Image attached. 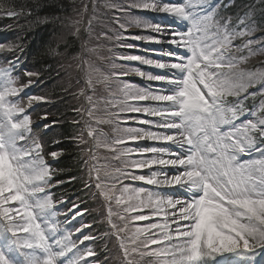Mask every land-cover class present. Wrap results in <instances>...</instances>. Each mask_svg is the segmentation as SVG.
Returning a JSON list of instances; mask_svg holds the SVG:
<instances>
[{
	"label": "snow or ice",
	"instance_id": "1",
	"mask_svg": "<svg viewBox=\"0 0 264 264\" xmlns=\"http://www.w3.org/2000/svg\"><path fill=\"white\" fill-rule=\"evenodd\" d=\"M201 5H210V0H198ZM137 8L161 11L179 19L187 20L192 14L186 11L184 5L160 3L159 0H140L132 5ZM16 13L9 10L8 16ZM214 10L194 20L197 31L207 33L209 28L215 27V39L211 44H202L192 39L191 31H179L173 27L169 41L176 46L177 51L170 53L175 62L170 64L156 63L158 68H168L169 74H148L150 81L163 82L167 87L155 91L135 88L125 84L122 88L124 103L128 99L150 100L159 102L157 106L130 107L125 110L144 112L153 116H160L157 126L165 129L177 130L175 134L144 133L137 128L120 129L121 135L113 141L114 145H123L128 141H138L143 136L153 140H163L175 145V149L151 147L134 150L119 149V156H130L133 151H148L152 153H167L168 158L154 156L149 159H135L125 161L132 169L142 170L153 165L171 167L169 172H152L150 175H134L123 168H116L113 179L131 178L147 185L179 186L183 195L175 199L159 193H149L141 198L145 189H130L124 187L123 192H133L127 200H136L126 209L128 212L151 208L153 214L164 212L165 223H151L147 228H136L130 236V242L135 247L121 239L120 247L126 264H133L127 259L133 252L150 245L162 247L140 251V256H154L157 264H254L256 257L264 251V101L252 115L255 118L242 122L231 131H221L224 125H233L241 115L245 114L244 101L240 99L254 84L264 81V70H247L241 68L248 56L264 55V38L257 41L249 40L243 45L249 49L248 56L237 59L229 55L232 50V40L237 36L251 35L257 31L253 23L244 31L229 32L227 26H221L214 21ZM123 27V25H121ZM154 27L159 31V26ZM264 30V28H260ZM78 32L79 29H76ZM120 37L118 36L117 39ZM140 39V37H134ZM252 44H260V48L253 51ZM128 47H134L128 45ZM184 50V51H180ZM122 60H142L139 56H121ZM144 63H153L144 60ZM115 67V65H114ZM175 70V71H171ZM139 75L145 73L136 70ZM28 76L38 75L26 72ZM119 75H127L126 72ZM9 86L0 91V218L3 226L11 235L12 249L24 257V264H56L57 257L64 256L65 251L54 252L52 245L40 226L36 223L33 212L26 211L32 207L29 198L36 192H44L49 186L51 170L41 156L42 144L33 139L32 147L23 153L30 156L35 151V157L30 162L14 165L19 161L17 155V141L24 140L26 134L31 133V119L24 115L19 122H13L12 116L25 112L21 104H10L6 97L16 96L27 85ZM30 83V82H29ZM203 90L201 89V87ZM255 96V93L249 94ZM234 98L229 100L228 98ZM42 97L32 96L28 99L30 106L33 101L43 100ZM247 99V96H244ZM91 115V113H89ZM55 123V122H53ZM74 123H79L75 121ZM140 123H151L140 121ZM47 127V125H45ZM88 135H92L89 129ZM82 139V137H80ZM187 146V147H186ZM63 150L50 153L53 159L58 158ZM259 152L260 158L239 161L241 154ZM211 154V155H209ZM119 156L117 158H119ZM162 176V179L158 177ZM62 183V181H57ZM28 185H32L29 192ZM105 199H110L109 193L115 189V184L106 186L99 183ZM9 195L5 196V192ZM123 195L117 197L116 203H127ZM9 202H19L21 207L10 209ZM53 206L51 198L36 201L35 207L41 212ZM179 206V207H177ZM75 207V206H74ZM166 208L174 209L171 221L172 228L167 221L169 213ZM23 211L24 223H15L13 212ZM81 213H78V215ZM111 215V210H109ZM121 219H124L121 216ZM136 221H148V214L132 217ZM183 222V223H182ZM113 227H116L113 225ZM127 225L120 229L125 231ZM149 229H160V234L148 236L140 240V236ZM24 233V235H21ZM94 239L85 235L83 241ZM139 241V243H138ZM60 244V241H56ZM67 251L71 247L64 245ZM43 256L37 255V251ZM89 257L94 252H87ZM219 257V259H217ZM0 264H15L0 248ZM73 264V262H69ZM89 264H92L90 261Z\"/></svg>",
	"mask_w": 264,
	"mask_h": 264
},
{
	"label": "trees",
	"instance_id": "2",
	"mask_svg": "<svg viewBox=\"0 0 264 264\" xmlns=\"http://www.w3.org/2000/svg\"><path fill=\"white\" fill-rule=\"evenodd\" d=\"M93 1L96 0H0V36L7 58L20 63L16 69L19 84L27 85L24 88L30 90L23 106L31 109L32 119L40 117L43 122L42 126L33 127L32 133L42 144V156L51 170L53 200L64 203L63 214L75 212L86 225L87 235L94 237L89 244V250L94 252V264H126L120 242L121 239L126 242L136 223L131 220L133 211L126 212L127 206L117 204L116 199L124 187L132 189L134 183L126 179L114 180L113 175L116 168L130 171L131 167L123 156L112 159L111 151L102 146L96 148L95 142L101 131L113 144L116 138L109 132L116 126L121 128L117 123L123 122L116 119L118 111L105 110L99 106L100 102L97 105L89 98L107 101L115 94L124 98L119 92L128 81L126 75L119 74L138 68L119 58L135 56L132 47H128L131 44L125 46L121 38L137 20L142 22L149 16L142 11L131 12L111 5L120 0H106L113 12L105 11L104 28L98 31L108 32L107 28H113L117 35L96 38L85 31V24L82 25L84 7ZM134 1L123 0L126 4ZM215 2L221 11L218 20L222 24L242 28L246 19L259 29L264 28V0ZM9 10L16 13L14 18H3L2 14ZM261 31L257 33L258 40L264 37V30ZM100 41H103V47H97ZM250 47L253 50L256 44ZM245 52L248 56L249 50ZM26 72L38 75L28 76ZM32 96L44 99L33 101L29 106L28 99ZM34 102L38 105L33 106ZM129 107L128 104L121 105L124 112H129L125 110ZM59 150H63L62 154L50 162L49 159H53L50 153ZM98 183L101 186L115 184V189L109 193L110 199H105L101 189L96 187ZM125 225L126 230L120 231ZM129 247L133 245L129 244ZM127 259L133 264H156L151 256L142 257L140 252L131 253Z\"/></svg>",
	"mask_w": 264,
	"mask_h": 264
},
{
	"label": "rangeland",
	"instance_id": "3",
	"mask_svg": "<svg viewBox=\"0 0 264 264\" xmlns=\"http://www.w3.org/2000/svg\"><path fill=\"white\" fill-rule=\"evenodd\" d=\"M138 2H140V0H137V3ZM159 2L184 5L186 7V11L190 12L192 16L187 20H183L175 16H172L170 14L161 12V11H154L151 9L146 10V9L137 8V7L133 8L135 11L145 10L148 14L152 16V19L151 21H147L143 19L142 22L140 20H137L135 29L131 30L135 34V37H140V39L132 38V40L137 44V47L135 50L138 52V56L141 57L142 60H134V61L138 62L142 69H146V71L141 70V69L139 70V72L145 73L144 76H141L138 74V72H136L132 74L131 77L144 81L142 82L145 85L144 89L153 90V91L161 87H167V86L164 85L163 82L148 80L147 75L148 74L166 75L170 73V70L167 67L166 68L156 67V63L159 62V63L170 64L172 62H175V58L172 55H170V53L177 51V49L175 45H172L171 43H169V41L173 38V36L171 35L173 31V27H175L176 30H179V31H191L192 39L199 40L202 44H211L215 39H217V36L214 37V36L209 35V31L205 33L203 31L196 30V27L194 25V20L199 18L200 16L205 15V11H206L205 9H203L202 5L198 3V0H159ZM146 25L159 26L160 30L157 31L155 30L154 27H146ZM166 33L167 35H165ZM160 34L164 35V37H162ZM143 38L145 39L143 40ZM180 51H184V50H180ZM144 60H150L153 63L147 64L143 62ZM250 61L255 62L256 64H250ZM240 67L247 69V70H252V71L264 70V57L262 56L257 57V61H253V59L246 61L244 64L240 65ZM171 71H175V70H171ZM9 81H13L14 83H12L11 86L15 87V76L13 74V71L10 67H5V65H3L2 60H1V55H0V91H4L5 88L9 86ZM200 87L203 90L202 86ZM140 89H143V88H140ZM25 91L26 90L22 89L16 96L6 97V100L10 104H17L18 102L17 98H19L20 94L25 93ZM119 93L120 94L122 93V95L124 96L122 90ZM251 93L256 94L255 96L250 95V97L253 100L257 99V103L253 104L251 108L245 110V114L241 115L238 120L234 121L233 125L222 126L221 127L222 132L231 131L233 127L239 126L238 125L239 123H242L248 119L255 120L256 117H254L252 113L256 112L260 106V103L264 101V81L254 84L252 87L248 89V92L245 93L244 96L251 94ZM244 96H242L240 99H242ZM228 99H234V98L229 97ZM135 101L140 102L141 100H135ZM121 102H122V96L119 97V95L115 94L109 98L108 104L104 107V109L106 110L117 109L118 106L121 104ZM141 102L144 104L139 107L157 106L159 104V102L150 101V100H143ZM132 107H136V106H132ZM24 115L25 114L21 115L17 113L13 115L11 119L13 122H19V120L22 119ZM261 115H264V113H261ZM117 116L118 117L116 119L122 122H126V124H124L125 126L129 123L130 128L141 129L144 133L152 132V133H157V134H168V132L164 130L165 128H161L157 126V122L161 121L162 119L160 116H153V115L146 114L144 112H134V111L128 115H125L121 111L120 113H117ZM0 119H2V117H0ZM140 121H150L151 123H140ZM31 125H39V120L38 119L34 121L32 120ZM115 130H119V128L115 127ZM28 135L29 134H26V137H28ZM120 135H121V132H119L118 136ZM103 141L105 142L101 143L99 138H97L96 148H99L100 146H102L103 148L106 147L107 149L111 151V153L115 157L119 155L118 150L122 148H131L134 150L147 149L151 147L171 149L170 147H167V146L158 145L159 142L165 143V141L153 140L148 136H143L138 141H128L125 144L118 146V147L114 146L117 149V151L113 150L112 144H109L106 142L107 141L106 138H104ZM31 147L32 146H30V148ZM30 148H27V149L29 150ZM17 150H18L17 155L20 157V160L13 161L14 165L23 164L25 162H30L35 157L34 150L32 151L30 156L23 155V153L27 151V150H24L23 148L17 147ZM154 156H163L164 158H168L167 153L157 154V153H152L148 151H133L130 156H123V157L124 158L128 157L127 159L128 161H130V160H135V159H149ZM260 157H261V154L259 152L252 151L250 154H247V155L245 154L239 155L238 160L247 161L249 159L260 158ZM130 158H133V159H130ZM156 166L157 165H153L151 167H147L142 170L133 169L129 172H131L134 175H141V174L150 175L152 172H157V171L164 172V171H161L160 169H156ZM165 172H168V170H165ZM162 178H163L162 176L158 177V179H162ZM121 179H131V178L129 177V178H121ZM50 182H51V178L49 180V183ZM135 182L141 186L138 188H134L133 186L132 189H137V190L141 188L145 189V192L141 194L142 199L146 198L149 193H159L165 197L172 196L170 193V192H173L172 187H175V191L178 192V194H183V192L179 190L178 188L179 186L147 185L138 180ZM32 187H33L32 185H28L29 192H31ZM105 190H107L106 186H105ZM131 194H132L131 196H134L133 192H131ZM4 195L8 196L9 193L6 191ZM121 195L125 196L124 197L125 200H127V198L130 196L128 193H124L123 191L121 192ZM180 196L182 195H179V197ZM48 197H49L48 189H45L44 192H36L32 194L30 197H26V198H29L30 203L32 204V207L30 209H27L26 211L33 212L36 223L39 224L40 230L46 236L48 243L52 245L53 251L54 252H59L61 250L65 251L64 256L57 257L56 264H69V262H73V264H89V259H91L92 256L89 257L86 253H84L83 255H79L78 253L74 254L76 243L74 242L72 238V234H70V232H68L66 229L60 226L61 221L58 219V213H57L58 211L56 210L55 206L53 205L50 209H47L43 212H41L38 208L35 207L36 201L38 200L42 201ZM10 203H15V209H18L21 207L19 202H9L8 204ZM121 203H125V202L121 201ZM131 203L132 204L136 203V200L135 199L127 200V203L125 204L129 205ZM8 204L6 206H8ZM10 209H14V208H10ZM148 211L152 212V214L150 215L151 221L147 223L144 227H137V228H147V226L151 223H159V224L165 223V221L162 222L160 218L158 217L159 212L156 214H153V210L151 208H144L142 210H137L136 216L140 214H146ZM12 215L16 216L15 221H17V223H21V224L24 223V221L22 220V217L24 215L23 211H21L20 213L13 212ZM173 219L174 217L168 215L167 221L170 224V226L173 225L171 223ZM1 227L2 226H0V228ZM154 231L160 234V229H149L147 232L143 233L141 236L143 235H146L147 237L152 236L155 234ZM3 232H4L3 229H0L1 242H11L12 237L7 234V231L4 232L6 236V240L3 239L4 237ZM21 235H24V233H21ZM56 241H60V244H57ZM80 243L82 244L83 242H80ZM4 245H8V247H10L9 250L6 247L5 251H8L11 254L13 253L17 254L16 255L17 257L15 259L17 263L15 262V264H24V257L20 253H17V251L12 249V243H5ZM64 245L70 246L71 251H67L64 248ZM151 247H152V250H154V249L162 247V245H151ZM37 255L43 256V253L38 250ZM217 259H219V257ZM209 264H213V262L210 261ZM254 264H264V251H262L261 254L256 257Z\"/></svg>",
	"mask_w": 264,
	"mask_h": 264
},
{
	"label": "bare ground",
	"instance_id": "4",
	"mask_svg": "<svg viewBox=\"0 0 264 264\" xmlns=\"http://www.w3.org/2000/svg\"><path fill=\"white\" fill-rule=\"evenodd\" d=\"M162 37H164V35H162V34H160ZM165 35H167V33L165 34ZM241 123H239L238 125H240ZM165 131H167L168 132V134H175L176 133V131L174 130V129H164ZM158 145L160 146H167V147H170L171 149H175V145H173V144H171V143H169V142H165V143H163V142H159L158 143ZM167 156H168V154H167ZM156 169H160L161 171H164L165 172V170H168V172L169 173H172L173 171H174V169H172L171 167H164V166H160V165H157L156 166ZM179 188V187H178ZM172 191L173 192H170L171 193V195H172V198L173 199H175V198H177V197H179V195H183V194H178V192H176L175 191V187H172ZM177 207H179V206H177ZM164 211H166L167 213H169V215L171 214V212H173L174 211V209H171V208H166ZM171 216V215H170ZM158 217L160 218V220L162 221V222H164L165 220V216H164V212H159V214H158ZM171 227L173 228V227H175V224H173V225H171Z\"/></svg>",
	"mask_w": 264,
	"mask_h": 264
}]
</instances>
